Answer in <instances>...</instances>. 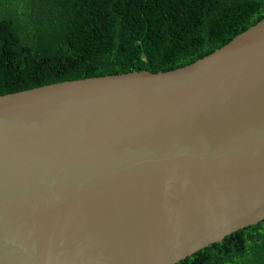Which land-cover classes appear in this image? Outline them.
<instances>
[{
  "label": "water",
  "instance_id": "95a60500",
  "mask_svg": "<svg viewBox=\"0 0 264 264\" xmlns=\"http://www.w3.org/2000/svg\"><path fill=\"white\" fill-rule=\"evenodd\" d=\"M264 218V16L165 70L0 94V264H173Z\"/></svg>",
  "mask_w": 264,
  "mask_h": 264
},
{
  "label": "trees",
  "instance_id": "16d2710c",
  "mask_svg": "<svg viewBox=\"0 0 264 264\" xmlns=\"http://www.w3.org/2000/svg\"><path fill=\"white\" fill-rule=\"evenodd\" d=\"M262 16L264 0H0V94L180 66ZM173 264H264V218Z\"/></svg>",
  "mask_w": 264,
  "mask_h": 264
}]
</instances>
